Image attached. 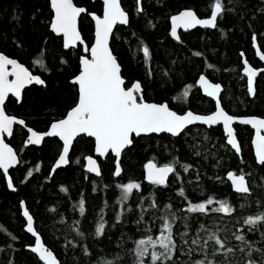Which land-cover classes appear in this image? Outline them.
I'll return each mask as SVG.
<instances>
[{"label": "snow or ice", "instance_id": "1", "mask_svg": "<svg viewBox=\"0 0 264 264\" xmlns=\"http://www.w3.org/2000/svg\"><path fill=\"white\" fill-rule=\"evenodd\" d=\"M157 3L168 9L165 13L167 35L181 44L184 41L178 29L188 31L200 26L219 29L221 36L226 35L232 27L225 25L221 28V25L228 16L250 30L254 47L258 36L264 38V34L255 30L254 23L264 18V0H260L254 10L249 9L245 0H205L201 14L187 4L171 6V0H157ZM45 8L36 7L30 13V20L37 31L41 26L46 29V33L38 37L44 42L40 51L45 57L50 38L54 37L62 46L61 51L53 56L52 66L46 58L32 60L31 68L39 66L41 69L37 74L18 58L0 50V180L14 193L20 185L30 183V178H34V172L41 171V166L29 167L25 156L30 154L29 148L35 151L36 146H41L42 151L45 142L50 149L53 144L56 149L51 156L50 168L43 174L45 181L55 180L53 174L70 165L74 142L78 140L84 141L88 149L82 157L83 169L100 177V183H103L104 165H107L110 183L105 184L104 189L114 184L119 196L111 205L104 203L98 208L93 205V215L88 217L83 190L77 193L80 198L72 204V209L73 212L78 209L83 219L73 221L69 233L64 236L63 245L73 257L68 264H264V114H231L222 103L225 98L222 84L210 79L211 73L200 70L192 77L193 83L183 84L180 99L184 102L178 106L173 107L166 97L159 100L146 98L150 81L156 83V73L151 68L154 53L150 46L137 39V47L132 50L133 56L142 53L136 60L137 74L125 71L124 61L114 46L122 40L117 25L140 27L141 32L148 26L155 27L154 14L148 12L143 0H133L131 10L123 6L122 0H101L93 10L74 0H45ZM12 19L17 23L20 20L15 9ZM82 22H87L91 29L88 38L82 34ZM131 35L136 37L138 34L133 31ZM3 38L7 39V34ZM10 39L17 49L23 51L26 48L22 36L13 33ZM192 55L203 57L204 53L193 51ZM244 55L241 49L239 56ZM256 55L264 61V52L259 48ZM202 64L208 69L214 67L206 60ZM140 69L144 71L143 76L139 74ZM241 70L246 74V96L252 101L260 99L257 77L258 73L264 76V71L250 65L247 59L243 60ZM45 73L53 75L46 76ZM37 85L41 86V91L51 90L57 97L42 111L36 104V97L26 94L28 86ZM192 89L197 96L202 92L212 98L213 107L206 112L194 109L191 106ZM177 99V96L171 97L173 101ZM9 102L25 109L24 115L9 113L6 110ZM26 115L40 116L43 129L36 122L31 126L26 123ZM234 122L250 126L247 137L249 158L240 159L245 138ZM197 124L208 126V131L212 126L222 125L220 141L214 143L228 149L238 158V164L235 169L221 170L230 182V189L241 196L244 203L254 202L256 208L254 212L238 217L231 229H221L214 224L209 226L210 214L230 215L235 212L227 197L216 199L206 193L205 197L196 200L189 197L184 186V173L191 177L189 184L194 180L197 182L195 188L203 191V176L190 171L193 168L191 163H184L171 152V159L165 157L166 162L141 152L153 140L158 145L161 140H180L190 132V126ZM17 127L23 137L19 149L5 139L14 136ZM208 131L202 134V139L211 141ZM196 135L201 136V133ZM164 150L169 151L167 145ZM148 151L154 149L148 147ZM193 154L198 157L199 168L200 153L194 151ZM130 157L137 158L143 181L151 187L174 191L186 201L182 207L176 208L171 202L163 203L167 198L157 192L149 191L146 196L144 185L134 176L124 182L125 164L135 171L131 168V161L126 159ZM220 162L213 161L212 167H219ZM13 169L22 171L19 184L11 175ZM211 178L221 179L220 176ZM85 179L90 177L86 175ZM177 181L181 183L177 185ZM97 182L92 180V191H103L95 186ZM51 186L58 187L61 193H69L64 183ZM257 190L261 196L254 197ZM18 208L26 221H22L23 229L34 237V243L21 244L34 254L33 264H66L42 242L35 227L36 214L26 206L24 198L18 200ZM106 208L110 217L104 215ZM56 215L64 219L58 211ZM85 221L91 225L88 230L84 228ZM72 229H75L74 233ZM5 232L7 247L4 251L14 253L16 249L8 244V239L16 241L19 237L8 230ZM7 264H16L13 255L9 254Z\"/></svg>", "mask_w": 264, "mask_h": 264}, {"label": "trees", "instance_id": "2", "mask_svg": "<svg viewBox=\"0 0 264 264\" xmlns=\"http://www.w3.org/2000/svg\"><path fill=\"white\" fill-rule=\"evenodd\" d=\"M74 2L78 5L87 6L89 10H93L99 4V0H74ZM143 2L148 12L154 14L155 19L153 23L155 27L148 26L141 32L140 27L128 28L127 26H117V33L122 40L120 44L114 46L124 61L125 71L130 74H137L135 67L136 60L142 56V53H136L133 56L132 50L137 47V39L143 40L150 46V49L154 53L151 60V68L156 73V83L152 84L150 81L151 86L146 90V98L159 100L161 97H166L171 101L170 98L172 96L180 97L183 92V84L193 83L192 77L197 74V70H200L211 73L210 79L222 84L225 90L223 103L229 112L234 114H264V77L257 78L260 81L258 85L260 99L252 101V98L247 97L245 94L244 79L239 74L241 67L239 51L241 49L244 50L250 63H254L250 47L251 33L247 27L239 24L233 17L228 16L221 25V28H224L225 25H231L232 30L227 32L226 35L221 36L219 29L214 30L196 27L188 31L180 30L179 33L182 35L184 41L181 44L173 40L166 33L165 13L168 9L160 6L157 0H143ZM204 2L205 0H171V6L187 4L193 6L194 10L198 14H201L203 12L202 5ZM245 2L250 10H254L260 3V0H245ZM122 4L126 9L131 10L133 0H123ZM36 7L46 10L45 0H0V50H3L10 56L18 58L26 66H30V68L31 61L40 58H46L49 66H52L53 56L59 53L62 47L53 37L47 42L48 51L46 57L45 53L40 51L44 42L38 37H40L41 33H46V29L41 26L39 31H37L30 20V13ZM14 9L20 14L18 23L12 19ZM133 23L136 24V21L134 20ZM254 23L255 30L264 34V18H262L261 22ZM142 24L143 22L141 21ZM80 27L82 34L85 38H88L91 29L87 22H82ZM133 31L137 32L138 35L136 37L131 35ZM13 33L22 36L26 44V48L23 51L14 47L11 42L10 37ZM5 34H7V39L3 38ZM258 44L264 52V38L261 36H258ZM63 51L67 52L68 50ZM193 51H201L204 53V56L195 57L192 55ZM180 57L183 59H180ZM204 60L211 63L214 67L208 69L202 64ZM31 70L37 74L41 71L39 66L31 68ZM139 74L141 76L144 75L143 69L139 70ZM45 75L52 76L53 74L45 73ZM165 81H168V83L166 84ZM40 89L41 86L38 85L34 87L29 86L26 94L30 97H36V104L41 106L40 110L42 111L43 107L55 101L57 97L52 95L51 90L49 92H43ZM190 91L193 93L191 106L194 109L204 111L210 106V103L201 99L199 94L198 96L194 94V89ZM171 104L175 107L172 101ZM6 110L9 113L17 115H24L25 113V109H21L11 102L7 104ZM25 119L26 123L30 126L36 122L41 129L44 127L38 115H26ZM235 127L245 138L243 154L240 159L249 158L250 143L247 137L250 128L244 125H236ZM205 131H208V129H205L203 126H197L190 128V132L181 136L180 140H175V138L161 140L159 145L153 140L146 147L142 148L141 152L146 153L150 158L155 157L160 162H166L165 157L171 159V155H176L184 163H191L193 168L190 171L193 173L199 172L203 176V182L201 184L203 191L195 188L196 181L193 180L189 184L188 181L191 177L187 173H184V186L189 197L196 200L205 197V193L213 195L216 199L227 197L233 204L235 212L230 215L222 213L210 214L211 223H209V226L211 227L214 224L221 229H231L238 217H242L249 212H254L256 208L254 202L244 203L243 198L230 189V184L226 180L224 172L221 170L227 167L235 169L238 164V158L233 156L228 149L214 143L215 141H220L221 128L211 127V130L208 131L211 141L202 139V134ZM197 132L201 133V136H197ZM22 139L21 130L17 127L14 136L10 137L9 142L14 148L19 149L22 146ZM197 140L201 142L197 143ZM74 144L75 146L72 149L71 157L72 162L70 165L64 166L61 170L53 174L55 180L45 181L43 179V174H46V171L52 163V153L56 150L54 144L50 149L46 142L43 143L42 151L41 146H36L35 151L29 148L30 154L25 156V161L29 167H32L34 164H40L41 166V171L34 172V178H30V183L25 182V184L20 185L18 191L14 193L11 190H7L3 181L0 180V264H7L9 254L14 256L16 264H24L25 261H27V264H33L34 254L27 248L21 247L22 243H33V237L23 229L22 221H24V218L21 215V210L18 208V200L20 198H24L26 200V206H29L30 211L36 214L35 227L41 234L44 243L53 249L54 254L60 260L65 261L66 264L73 257L70 251L63 245L64 236L69 233L73 221L83 219L78 209L75 212L72 209V204L80 198L77 193L83 190L87 202L88 217L93 215V205L98 208L104 203L111 205L113 201H116V198L119 196V190L115 188V185L112 184L111 187L104 189V185L110 183L107 165H104L103 183H100V177L87 173L82 167V157L88 152L85 142L78 140ZM165 145L168 146L169 151L164 150ZM148 147H151L154 151L149 152ZM173 149L175 151H172ZM194 151L200 153L199 168H197L198 157L193 154ZM221 157H223L222 160ZM126 159L131 161V168H134L135 171H131L129 164L126 163L124 182H126L128 177L134 176L144 185L143 192L146 196L149 191L157 192L161 197L167 198L163 199V203L171 202L176 208L182 207V204L186 202L182 201L178 194L172 190H164L160 186L151 187L148 185V182L142 180V176L140 175L141 169L137 167V158L130 157ZM216 160L221 161L220 165L217 168H213L212 162ZM19 167L21 169L23 168L22 165ZM245 170L247 171V169ZM11 175L14 178V182L19 184L20 179H22V171L13 169L11 170ZM86 175L90 179H85ZM213 176H220L221 179L216 181L211 178ZM92 180L98 181L95 186L104 190L101 192H93ZM57 182L64 183L69 188V193H61L58 187L53 188L51 186ZM176 183L179 185L181 182L177 181ZM174 196L176 197L175 199H173ZM253 196H261V193L258 190L254 191ZM57 211L64 219L56 215ZM104 215L106 217L111 216L107 208ZM201 219L205 218L201 217ZM90 227L91 225L85 221V230H88ZM126 227L128 226L126 225ZM5 230L19 237L16 241L8 239V244L13 245L16 249L14 253L4 251L7 247L5 244ZM72 231L74 233L75 229H72Z\"/></svg>", "mask_w": 264, "mask_h": 264}, {"label": "flooded vegetation", "instance_id": "3", "mask_svg": "<svg viewBox=\"0 0 264 264\" xmlns=\"http://www.w3.org/2000/svg\"><path fill=\"white\" fill-rule=\"evenodd\" d=\"M91 1H93V0H91ZM101 1L99 0V3H100ZM118 26H121V25H118ZM117 27V26H116ZM180 31V30H179ZM250 47H251V53H252V58H253V61H254V63H250V61L247 59V57H246V55H245V57H246V59L249 61V63L252 65V66H254V67H257V68H260V67H262L263 66V64L260 62V60L255 56V52H254V49H253V47H252V43H250ZM240 65H241V67H240V71H239V74H240V76L241 77H243V79H244V83H245V85H246V79H245V77H244V75H242L241 74V69H242V63H241V57H240ZM258 77H261V75L260 74H258ZM257 77V78H258ZM262 77H264V76H262ZM214 82H218V81H214ZM222 88H223V86H222ZM224 89V88H223ZM245 91H246V87H245ZM199 96H200V98L201 99H203L204 101H207V102H209L210 104V106L208 107V108H206V110H204V111H202V112H206L207 110H209L211 107H213V105H214V101L211 99V98H208V97H206L205 95H203L201 92L199 93ZM181 97V96H180ZM180 97H178V99L177 100H171L172 101V103H173V105H175V107L176 106H178L179 104H181L182 102H183V100L182 99H180ZM171 99V98H170ZM222 103H223V101H222ZM223 105H224V103H223ZM225 106V105H224ZM227 110V109H226ZM231 114H234V113H232V112H230ZM236 125H240V124H234V126H236ZM197 126H202V125H195V126H190V128H193V127H197ZM203 127H205V126H203ZM212 127H216V126H212ZM221 128V127H220ZM205 129H208L207 127H205ZM26 131V130H25Z\"/></svg>", "mask_w": 264, "mask_h": 264}, {"label": "water", "instance_id": "4", "mask_svg": "<svg viewBox=\"0 0 264 264\" xmlns=\"http://www.w3.org/2000/svg\"><path fill=\"white\" fill-rule=\"evenodd\" d=\"M94 1V0H93ZM101 1V0H100ZM123 1V0H122ZM118 26V25H117ZM197 27H200V26H197ZM201 28V27H200ZM179 30H183L184 31V29H178V32H179ZM252 47H253V49H254V52H255V56L259 59V57L256 55V50H257V48H259L260 49V47H259V44H258V41H257V45L254 47L253 45H252ZM260 51L261 52H263L261 49H260ZM244 59H246V57H245V55L243 56V57H241V63L243 64V60ZM260 60V59H259ZM262 64H263V66L262 67H260L259 69H261L262 71H264V61H260ZM250 64V63H249ZM251 65V64H250ZM241 74L242 75H244V77H245V79H246V74H244L243 72H242V70H241ZM259 74V73H258ZM29 87V86H28ZM202 93V92H201ZM203 94V93H202ZM203 95H205V94H203ZM212 99V98H211ZM234 124H239V122H234ZM197 125H199V124H197ZM244 126H246V125H244ZM205 127H207L208 128V126H205ZM221 127V130H222V125L220 126ZM247 127H249L250 128V126H247ZM26 130V129H25ZM5 139H6V142H9V140H10V137H5ZM226 142V141H225ZM10 143V142H9ZM230 147V146H229ZM83 163H84V161H83ZM85 170V169H84ZM86 171V170H85ZM92 175H95V174H92ZM171 175V174H170ZM225 178H226V176H225ZM227 180V179H226ZM146 182V181H145ZM229 184H230V182H229ZM21 215H22V213H21ZM26 222V221H25ZM26 231V230H25ZM30 234V233H29ZM31 235V234H30ZM41 235V234H40ZM32 236V235H31ZM41 239H42V242L44 243V241H43V238H42V236H41ZM33 243H34V237H33ZM47 246V245H46ZM29 250V249H28Z\"/></svg>", "mask_w": 264, "mask_h": 264}]
</instances>
